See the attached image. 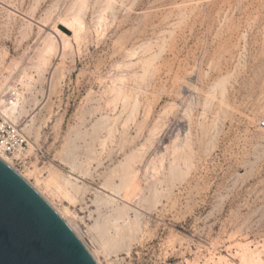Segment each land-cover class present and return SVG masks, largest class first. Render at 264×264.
I'll return each instance as SVG.
<instances>
[{
	"label": "rangeland",
	"instance_id": "obj_1",
	"mask_svg": "<svg viewBox=\"0 0 264 264\" xmlns=\"http://www.w3.org/2000/svg\"><path fill=\"white\" fill-rule=\"evenodd\" d=\"M86 5L0 0V75L25 98L30 141L20 174L70 210L99 264H264V0ZM78 14L82 39L36 72L38 46ZM155 175L152 205L119 189L147 196ZM108 198L139 218L115 246L97 231L111 224Z\"/></svg>",
	"mask_w": 264,
	"mask_h": 264
},
{
	"label": "water",
	"instance_id": "obj_2",
	"mask_svg": "<svg viewBox=\"0 0 264 264\" xmlns=\"http://www.w3.org/2000/svg\"><path fill=\"white\" fill-rule=\"evenodd\" d=\"M0 264H97L50 205L1 159Z\"/></svg>",
	"mask_w": 264,
	"mask_h": 264
},
{
	"label": "bare ground",
	"instance_id": "obj_3",
	"mask_svg": "<svg viewBox=\"0 0 264 264\" xmlns=\"http://www.w3.org/2000/svg\"><path fill=\"white\" fill-rule=\"evenodd\" d=\"M81 7H85L86 5V1L87 0H79ZM87 6V5H86ZM84 9V8H83ZM81 11V10H80ZM82 12V11H81ZM104 12V11H103ZM105 13V12H104ZM80 14L76 15L73 19L70 20V22L67 21L62 23V30H56V33L53 34H49L42 43V46H38L40 48L39 53L36 56V60L33 62V68L35 69L36 72H41L49 63L50 60V56L55 52L60 50L61 51V55H65L67 53V51H69L72 42H79L82 39V33H83V21H82V16L80 18L79 16ZM101 17V16H100ZM98 16V18H100ZM104 16H102V18ZM101 18V22L105 21ZM66 19V18H65ZM70 19V18H69ZM68 20V18L66 19ZM100 20V19H98ZM99 22V21H98ZM99 23L100 26H102V23ZM60 24V23H59ZM98 24V23H97ZM29 25V24H28ZM27 27V26H26ZM30 27V26H28ZM57 29V28H56ZM61 29V28H60ZM28 30V29H27ZM26 30V32H27ZM69 33H71V36H69ZM26 35V34H25ZM84 35V34H83ZM85 36V35H84ZM23 38V37H22ZM85 38V37H84ZM83 38V39H84ZM41 45V44H40ZM76 45V44H74ZM78 48V47H77ZM3 53V52H1ZM5 54V53H4ZM68 54V53H67ZM60 55V52L59 54ZM4 56V55H3ZM6 57V55H5ZM4 60V59H3ZM15 61V60H14ZM146 64L148 63V61H145ZM144 62V64H145ZM149 64V63H148ZM143 65V64H142ZM141 65V66H142ZM152 65V63H151ZM17 66H13V69H16ZM144 67V66H143ZM23 69V68H22ZM25 69V68H24ZM7 71V70H6ZM145 74V73H144ZM4 75V74H3ZM0 75V81L2 83V85H6L7 80L9 78H7L6 76ZM32 80V77L30 75H28L24 70H22V74L20 73L19 76V82L24 85V86H28L30 85ZM8 86V85H7ZM6 86V87H7ZM112 89V88H111ZM113 90V89H112ZM8 91L10 93V96L7 99H3L0 101V104L3 107V110L6 112V114H8V116H10L14 121L18 120V117L26 110L25 109V104H24V96H22L21 92H19L15 87H11L10 89L8 88ZM111 92V91H110ZM116 92V91H115ZM114 92V93H115ZM121 94V92H120ZM124 94V93H123ZM124 96V95H123ZM122 96V97H123ZM114 97V96H113ZM137 99V98H136ZM112 100V98H111ZM121 100V99H120ZM110 101V100H109ZM114 102V101H113ZM106 104V103H105ZM108 104V103H107ZM112 104V103H111ZM115 104V103H114ZM106 106V105H105ZM104 106V107H105ZM108 106V105H107ZM138 103L135 102L134 107L137 108ZM108 117V116H107ZM133 117V116H132ZM98 123H97V127L100 126V124L103 123V121L105 120V117H102L101 119H98ZM110 120V119H108ZM95 123V124H96ZM99 125V126H98ZM105 125H103L104 127ZM96 127V128H97ZM95 128V127H94ZM98 129V128H97ZM100 140V139H99ZM137 153V152H136ZM128 156V155H127ZM134 156L131 154L130 156H128L127 158H125V174L123 177V180L126 181L127 180V176H128V171L131 168V162L134 160L133 159ZM0 159L5 162L7 165L11 166L9 161H7L4 157L0 156ZM73 165V163H72ZM160 165V164H158ZM162 165V164H161ZM157 167V166H156ZM160 168V167H158ZM162 168V167H161ZM165 169V168H164ZM14 170V169H13ZM157 171V169H156ZM155 171V172H156ZM16 172V171H15ZM154 172V174H155ZM173 172V171H172ZM21 177L23 176L22 174H20V172H17ZM151 175V174H150ZM157 175V174H156ZM155 175V177H157ZM70 177V176H69ZM153 177V176H152ZM154 177V178H155ZM24 179V176L22 177ZM139 178V177H137ZM68 178H66V184H71V180H67ZM25 180V179H24ZM152 180V178H151ZM150 180V181H151ZM26 181V180H25ZM155 181V182H154ZM154 181H151L149 184H147V190H148V194L147 196H144V193L142 191L141 186H139V184L137 185H133V188H129L126 185H124L123 187H120L119 189H124V192L126 193L127 197L130 195H133L134 197L137 195L138 197L142 196L143 200L148 202L149 204H153L157 201V182L161 183L162 180H160L159 177L155 178ZM75 182V181H74ZM28 183V182H27ZM29 184V183H28ZM74 184V183H73ZM77 184V183H76ZM30 185V184H29ZM49 205L50 207L60 216V218L68 225V227L74 232V234L77 236V238L81 241L79 234L76 233V227L73 222L72 219V213L70 212V210H68L67 208H63L61 211L57 210L54 208V206L52 205V203H50L46 198H44L42 196V193L35 187H32ZM77 190V189H76ZM124 194V193H123ZM115 197V196H114ZM113 197V198H114ZM131 197V196H130ZM133 197V199H134ZM113 198H108V202L110 203H114L115 200ZM116 198V197H115ZM129 198V197H128ZM132 198V197H131ZM101 199V197H100ZM103 200V199H102ZM117 202V201H116ZM115 202V203H116ZM124 202V201H123ZM122 202V203H123ZM102 203V202H100ZM114 203V204H115ZM158 203V202H157ZM112 206V205H111ZM110 206V207H111ZM132 207V206H131ZM127 203H123L122 205H119V203H116L113 206V212L112 215L110 216V220H111V224L109 225H105L102 227H98L97 231L99 234V237L101 238V240L103 241V244L105 246H115L117 245L119 242L121 243V240L123 239L124 236H127V233H131L134 230H136L139 225V221L137 219V215L135 214L134 219H131L129 217V211L132 209ZM152 207V206H149ZM137 208V207H136ZM134 210V208L132 209ZM137 210V209H136ZM134 212V211H133ZM135 213V212H134ZM111 214V213H110ZM139 217V216H138ZM110 223V222H109ZM111 225L114 228V234L112 235L110 233V227ZM98 226V225H97ZM138 230V229H137ZM112 232V231H111ZM136 232V231H135ZM130 235V234H129ZM131 236V235H130ZM129 237V236H128ZM88 250V249H87ZM88 252L90 253V255L92 256V258L95 260V262L97 264L98 261L95 259L94 255L92 254L91 251L88 250ZM226 262V261H225Z\"/></svg>",
	"mask_w": 264,
	"mask_h": 264
},
{
	"label": "built area",
	"instance_id": "obj_4",
	"mask_svg": "<svg viewBox=\"0 0 264 264\" xmlns=\"http://www.w3.org/2000/svg\"><path fill=\"white\" fill-rule=\"evenodd\" d=\"M10 96L8 88L0 81V101ZM264 127V121L260 124ZM29 138L20 121H14L3 110L0 104V156L10 163L14 171L19 172L31 156ZM36 155L41 154V149L33 148ZM9 166V165H8Z\"/></svg>",
	"mask_w": 264,
	"mask_h": 264
}]
</instances>
